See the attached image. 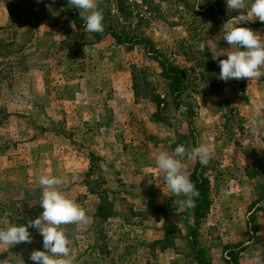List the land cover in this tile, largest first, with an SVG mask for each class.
Returning a JSON list of instances; mask_svg holds the SVG:
<instances>
[{
	"label": "rangeland",
	"instance_id": "rangeland-1",
	"mask_svg": "<svg viewBox=\"0 0 264 264\" xmlns=\"http://www.w3.org/2000/svg\"><path fill=\"white\" fill-rule=\"evenodd\" d=\"M97 3L101 33L79 26L68 0H0V229L42 213L38 180L49 175L88 217L61 225L73 264H264V76L225 82L208 57L237 50L222 28L240 13L226 0ZM238 26L264 34L259 20ZM162 60L186 73L180 97ZM202 143L213 150L207 165L182 160L193 183L194 170L209 179L196 219L156 157ZM104 197L109 216L96 218ZM29 231L32 243L0 245V259L33 264L43 237Z\"/></svg>",
	"mask_w": 264,
	"mask_h": 264
},
{
	"label": "clouds",
	"instance_id": "clouds-1",
	"mask_svg": "<svg viewBox=\"0 0 264 264\" xmlns=\"http://www.w3.org/2000/svg\"><path fill=\"white\" fill-rule=\"evenodd\" d=\"M68 4L79 10L80 18L86 24V31L101 33L104 30L103 12L98 9L97 0H68ZM229 11L240 14L235 17L238 25L248 21L259 20L264 23V0H226ZM223 26V40L237 50L227 53V59H218L221 55L212 52V59L217 61L221 69L219 79L228 82L231 79H259L264 76V34L243 26ZM205 43L199 44V50L205 51ZM244 49V50H241ZM27 96L26 91L23 92ZM19 99V97H17ZM261 114L257 112L251 119V132L255 134L261 123ZM213 150L210 145L202 143L191 151L184 145L175 148L171 155L160 152L156 157L162 178L168 189L176 196H185L181 203L186 208L195 206V197L199 193L191 180V173L187 171L182 160L188 156H195L202 165H207L212 158ZM43 189L40 205L42 213L27 225L10 226L0 229V245H7L9 249L22 243H32L33 236L29 229H35L43 237V249L34 250L29 256L33 264H73L71 258V244L61 225L87 222L86 210L60 191L63 180L56 176L42 175L38 180ZM0 264H14L8 255L0 259Z\"/></svg>",
	"mask_w": 264,
	"mask_h": 264
},
{
	"label": "trees",
	"instance_id": "trees-1",
	"mask_svg": "<svg viewBox=\"0 0 264 264\" xmlns=\"http://www.w3.org/2000/svg\"><path fill=\"white\" fill-rule=\"evenodd\" d=\"M83 23V20H79V26H81ZM108 33L115 34L120 40L123 41L122 35L117 33L112 29L110 31L107 29ZM128 37V36H126ZM208 57L211 59L212 54H209ZM162 65V76L165 78V80L168 82L169 85V92L172 94H175L177 97L181 96V93L185 90L186 88V80L187 76L186 73L176 65L172 64H166L163 60L160 61ZM161 102L159 101V104ZM179 103V102H178ZM193 180H194V185L196 187V190L198 191L199 195L198 197H195V208H194V216L196 219H199L202 217L203 212L199 210V206H208L209 205V198H208V192H209V179L207 177H203L201 175H198L197 170H194L193 173ZM108 199L107 198H102L99 205L97 206V210L95 213L96 218H103L107 219L108 218ZM203 263V262H202ZM204 264V263H203ZM208 264V263H207Z\"/></svg>",
	"mask_w": 264,
	"mask_h": 264
}]
</instances>
